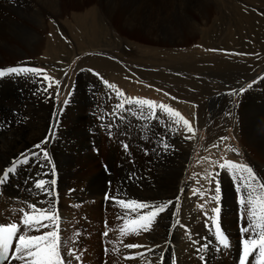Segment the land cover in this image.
Segmentation results:
<instances>
[{"label": "rangeland", "instance_id": "obj_1", "mask_svg": "<svg viewBox=\"0 0 264 264\" xmlns=\"http://www.w3.org/2000/svg\"><path fill=\"white\" fill-rule=\"evenodd\" d=\"M118 1L107 0L111 7L119 5ZM121 1L122 6L126 8V17L121 15L120 11H116L109 18L106 15L108 9L104 8L103 1H64L66 3L62 6L63 16L50 18L49 30L44 35L46 39L48 38L47 49L40 50L42 54L32 56L30 59L31 69H42L43 72L40 74L28 72L29 77L23 81L21 78L17 80L13 77L12 79L15 92L21 88L22 90L27 88L31 90L28 100L32 103L33 108H39L36 103L37 99L39 96H44L47 108L58 111L62 115L65 114L63 120H60L63 127L69 124H73L77 128L83 127L88 119L80 118L77 121L75 114L78 113L86 117L88 112H93V114L101 112L102 115L94 114L96 119L100 120L105 116L108 123L106 127H111L112 131L113 128L122 127L123 135H114L116 141L113 144L116 153L110 158L111 164L106 161L109 159V147L101 137L96 149H91V152L95 151L93 153L96 157L99 154L101 156L100 160H95L97 164L94 171L98 170L105 174V187L110 188L106 189L103 186L101 190L94 186L97 194L94 195L95 197L92 196V199H83L82 201L79 198L71 199L75 201L73 204L77 212L74 211L73 216H70L69 222H73V225L66 238L70 245L74 243L77 248L82 247L84 246L83 240L91 237V227L85 224L82 225L85 227L79 225L83 222H97L98 227L100 225V229H104L100 233L98 231L96 236L98 239L100 238L101 250L99 254L97 251L96 256H93L90 249L85 247L88 253L81 254L77 264H97V261L101 259H103L102 262L107 260L109 263L111 262L110 264H117L116 260H123L117 242L108 239L110 232L113 234L117 232L116 222H124L120 215H124L123 213L126 212V209L115 201H143L140 197H143L144 194L140 192H143L144 185L138 181L140 172L137 170L138 167L135 169L132 166L133 161L142 152L137 151L134 156L129 153L122 157L123 159L119 158V151L123 148L127 150L128 145L130 146L128 141L123 142L120 146V142L126 135L125 128H128L127 124L124 126L123 120L138 126L137 132L141 131L139 128L143 124L137 121L139 119L147 122L143 125L146 129L143 131L155 132L158 129V131L164 132L168 127L171 128L172 118L178 119L167 112L166 109L171 108L190 122L193 129L192 143L182 182L192 183L194 181L192 186L195 187L196 192L203 193L207 190L209 192L207 197L196 196L194 198L193 211L200 214L199 222H212V218L209 219L208 216L213 214V208L219 207L223 202L224 206H229L232 199L241 198V192L238 191L241 184L237 180L239 175L237 173L234 175L219 166L226 161L250 166L247 161L252 157V152L248 149L243 134L252 130L255 136L264 141L263 133L261 136L255 134L256 116L253 111L255 108L264 109V0H159L164 1L165 4L167 2L165 8L162 6L163 8L160 9L157 3H153L152 0ZM7 9H4L0 14V25L4 23V29L7 23H13L11 24L12 33L17 35H20V32L15 31L14 27L17 29L18 27H27L34 30V41L30 43V46L34 45V42L40 39L37 36L38 16L27 22L17 11L11 9L12 12ZM196 9L204 10L205 16L197 15ZM206 16H209L208 23H205ZM190 30H199L200 35L202 34L200 38L203 45L210 54L200 53L194 49L193 59H191L187 54L179 52L185 49L179 44L186 34L185 31L190 32ZM7 41L6 43L10 46L23 47L21 41L16 43L13 40L16 44L9 42L10 40ZM196 43H190L188 48H195L199 45ZM7 48L9 49V47ZM249 51L250 53L246 54ZM3 52L6 51L0 45V54ZM237 52L242 54H236ZM43 53L47 54L43 55ZM10 61L15 63L13 60H4L6 63ZM169 62H174L175 65L170 66ZM185 63H189V66L181 68L180 65ZM45 74L52 79H44ZM252 75L257 76L251 78ZM42 80L46 81L45 89L47 91L44 89L40 93L38 87L40 83L42 84ZM55 81H58L59 84L56 85ZM49 83H52L53 86L48 87ZM108 85L116 87L112 88ZM236 86L239 89H236ZM180 90L189 93L190 99L182 100V97H179ZM118 91L122 95H117ZM100 92L107 94L104 95V98H99L95 104L88 102L90 94L98 96ZM110 92L115 100L111 98ZM182 95H184L183 92ZM106 96L109 98L104 102ZM14 98L7 90L0 92V101L10 102ZM137 99L152 101L155 107H141L135 103H127ZM66 100L67 103H65ZM99 104L108 111L103 112L97 107ZM121 104L123 107H117ZM160 105H164L165 108H160ZM163 116L168 117L167 120L170 122L168 125H164ZM115 119L120 120L116 121ZM175 120L172 124L175 127V136L182 135L184 132L183 121L174 124ZM52 124H49V129ZM101 125H104V122ZM0 128H3L1 123ZM132 132L134 136L137 134L135 129ZM111 133L105 132L106 137L110 138ZM171 134L172 130L169 132V135ZM72 137H79V133L73 134ZM142 139L144 140L143 136ZM89 140L87 142L91 146L95 144L93 140ZM162 140L164 139L160 138L157 142L160 143ZM63 150L64 153L61 151L57 160L58 164L55 160H50L51 163L46 160L47 164L45 161H40L39 167L30 163L28 171L25 170L24 173L28 174L30 169L34 168L33 170H37L36 172L46 177L51 172L48 169L50 166L51 170L54 168L56 171L53 175L55 182L57 176L62 174L65 176L63 183L72 185L71 194L77 192V189L85 194L86 185L81 182V174L87 169V165L81 164L76 154L70 156L64 148ZM64 154L65 156H63ZM110 155L112 154L110 153ZM40 156L44 157L43 153ZM144 156L141 158L144 160L143 162L152 161L154 158L152 154ZM49 159H51L50 156ZM237 159H241V161ZM19 161L21 163L17 164L15 173H20V166L23 165L24 158ZM125 164H130L132 167L126 168ZM42 165L46 166V170L40 167ZM41 168L43 169L40 172ZM13 174H9L5 182L1 183L0 192L3 195H6L13 179L18 177ZM206 178H209V181ZM77 180H81L79 183L81 185L77 184ZM115 183L119 184L115 186ZM183 183H181L182 187ZM217 184L220 189V198L219 201H213L212 197L216 195ZM56 188L58 189L57 183ZM190 191H186V193L195 196L194 191H191L193 193ZM106 195L114 197L115 201L109 198L104 209L103 204L98 206V202L100 203L102 197ZM180 203L177 199L172 214L173 218L169 216L168 223L176 222L174 219L178 214L176 207ZM45 204L47 205L46 201ZM147 210L150 211V209ZM220 216L221 213L219 214L220 221L226 217L224 214L220 219ZM159 219L157 216L155 222H159ZM237 219H242L240 212L234 222H238ZM119 225L122 226L121 223ZM238 231L241 232V227H238ZM105 233L108 234L105 235ZM39 234H42V231L34 232V235ZM72 252L76 255L75 250ZM72 258L76 260L74 256ZM229 260L230 264H234L237 261V256L230 255Z\"/></svg>", "mask_w": 264, "mask_h": 264}, {"label": "bare ground", "instance_id": "obj_2", "mask_svg": "<svg viewBox=\"0 0 264 264\" xmlns=\"http://www.w3.org/2000/svg\"><path fill=\"white\" fill-rule=\"evenodd\" d=\"M64 1L74 2L78 0H0V14L3 13L4 9L6 10L7 8H10L7 10L17 11L21 15V17H23L24 20L27 22L31 19L33 20L34 17L38 16V20L36 23L38 25L37 36L40 37V39L34 42L35 43L34 45L30 46V43L34 41V30L27 27L26 28L18 27V29L14 27L13 29L15 31L17 30L18 32H20V35H22L20 36L17 35L16 33H12L11 24L13 23L11 24L7 23L5 25L6 28L3 29L4 23H2L3 22L2 21L1 22L2 24L0 25V36H1L0 45L3 48V50H5L6 52L0 54V70H6L8 68H13V67L31 69L32 62H30V59L32 58V56L35 57V55L42 54L40 50L47 49L48 47L47 44L48 38L46 39L44 35L49 30L50 18L52 16H57L58 18L63 14L62 6L64 3H66ZM96 1H103L104 8L108 9V11L106 12L107 18L112 17V14L116 11H120V14L126 17L125 16L126 8L122 6L121 0L118 1L119 5H116L114 7H111V5L108 4L107 0H96ZM152 2L157 3L159 9L163 8L167 4V2L165 4L164 1H159V0H152ZM203 12L204 10L202 9H196V14L200 15L201 17H204L206 14ZM206 17L207 18L205 23H208L209 16ZM9 25L11 26V28ZM4 30L6 31L5 33ZM185 32L186 34L184 37H182V41L180 42L181 44H179L182 45L185 49L179 51L180 53L187 54L188 57L191 59H193L194 49H196L200 53L203 52L206 54H210V52H208L203 45V41L200 38L202 34L200 35L199 30L197 31L190 30V32L188 31ZM197 39L198 42L196 43ZM7 40H10L9 42H14V43L15 41L16 43L21 41L23 47L21 46L18 47L17 45L14 47L13 45L10 46L8 43H6L8 42ZM193 42L196 43V45L197 44L199 45L196 46L195 48H188L189 44ZM7 47H9V49ZM47 53L45 54L43 53V55H46ZM240 53L241 52H237L236 54H240ZM248 53H250V51L246 52V54ZM4 60L5 61L13 60L15 61V63L11 61L6 63L4 62ZM169 64L170 66L175 65L174 62H169ZM188 66L189 63L180 65L181 68ZM27 73L28 72H22L20 73L21 75L9 74L0 77V92L7 90L9 94H12V96L15 97L13 99L14 101L12 100L13 102L12 101L5 102V100L0 101V123L3 127L0 128L1 130L0 173H3L4 170L11 167L13 163L16 162L17 160H21L24 158L25 161V158L27 157V162H24L23 165L20 166V173L12 172L14 173L13 176L17 175L18 177L13 179V182L9 190L7 191L6 195H3L0 192V224L1 226H5L15 222L19 225V222L21 221L23 216V213L20 211L21 209L30 212L31 210L28 209L29 204H36L37 207H41V208L47 207L48 201L50 199H53L55 200L56 208L60 216L59 227H60L61 239L66 244V249H62V251H64V254L67 256V250L71 249L72 251L73 250L76 251L77 256H80L81 254L86 255L88 253V250L86 248H89L90 251L93 253V256H96V252L98 251L99 254L101 250L100 238L98 239L96 237L97 232L99 231L100 233L104 230L102 228L100 229V225L98 227L97 222H83L82 224H79L80 226L85 224L91 227V234H90L91 237L89 239L83 240L84 246L82 247L80 246L79 248H77L76 244L73 243L71 244L72 245L71 246L69 244V241L66 240L67 236H69V232L73 225L72 224L73 222H69L71 220L70 216H73L74 214L73 212L76 211V208L74 207L73 204V202L75 201L74 200L72 201L71 199L79 198L81 199V201L83 199L90 200L92 199V196L97 194V192L94 190V186L101 188V190L103 189V186L105 187V176H104L105 174L98 170L94 171V169H96V164H97L95 162L97 160H100L101 156L99 154L96 157L95 153H93L95 151L91 152V149L92 148L96 149V145H98L101 137L103 141L107 142V146L109 147L108 150L109 159H107L106 161L107 163L111 164L110 158L115 156L116 153V148L115 145L113 144V142L116 141V137L114 135L122 136L123 135L122 127L121 128L117 127V129L113 128V131L111 127H106L108 123L106 122L105 116L100 120L96 119L95 115H102L101 112H98L97 114L94 112L95 115L93 114V112H88L86 117H83L77 113L75 114L77 121L80 118L88 119L83 125V127L77 128L74 127L73 124L72 125L69 124L68 126L63 127L61 125L60 120H63V115L65 114L62 115V113L58 111H53L50 108H47V106L44 103V98H43L44 96L43 97L37 96L38 99L36 103H38L39 108L35 109L32 107V103H30L28 100L29 99L28 97L31 92L30 89L26 87L27 89L25 90H22L21 88L17 92L14 91V86H13L14 84L12 81L13 77H15L17 80L21 78V80L23 81L25 78L29 77ZM256 76L257 75H252L251 78H254ZM9 80H11L12 82ZM45 84L46 81L42 80V84L40 83V86L38 87L40 93L41 91H44V89L46 88ZM236 87H237L236 89H239L238 86ZM182 92L184 93V95H182ZM105 94L107 93L100 92L98 93V96H96L97 94H90V96L88 97V102L95 104L99 98H104ZM110 96L112 99L114 98L115 100V97L113 96V94H111V92H110ZM179 97H182V100L190 99L189 93H186L184 90H180ZM108 98L109 96H106L104 102H106ZM97 107L102 109L103 112L108 111L107 109L100 106V104ZM253 111L255 112V116H256V119L254 121L255 134L261 136L262 133L264 134V109L255 108L253 109ZM163 117L165 119L164 125H168L170 123L167 120L168 117L165 116ZM107 119L109 120L110 118ZM175 119L176 118H172V124H173V120ZM115 120L118 121L120 119H115ZM137 121L143 123L142 127L139 128L141 130L139 132H137L138 130H136L138 126L136 127L135 124L123 120L124 126L127 124L128 128H125L126 135L122 140V142H120V146H122L123 142H127V141L130 144V146L128 145L127 150L123 148L119 151V158L121 159L122 157H125L129 153H131L134 156L136 155L137 151L142 152V154H140V156H138L132 163L133 168L136 169L138 167L137 170L140 172L138 181L144 185V187L142 188L144 189L143 192H140L144 194L142 195L143 197H140L143 200L142 202H146V203L149 202L148 204L152 203L155 205H159L167 201L168 202L170 201L172 203L169 205V208L165 212L160 213L158 215V218H160L159 222H154L149 232L141 231V234L139 235L132 233L133 229L138 228L139 224L143 223L141 221H138V217L136 216V214L129 211V209H126L128 215H125V213H123L124 215H120V217L124 219L122 220L124 222H116V226L118 228L117 232L114 234L113 232H110L109 234L107 233L109 241L112 239L113 241L117 242L120 248L121 256L123 258V260L122 259L116 260L115 263L117 262V264H172V263L173 264H230V260H229L230 255L236 257V255L240 250L239 240L242 238L241 241L243 242V240L246 238L245 235H242V233L238 231V227H242L246 223L245 220L246 213L243 210L244 206L240 204V198L237 199L235 198L236 200L232 199V202L231 204L229 203L230 204L229 206L226 205L224 206V202L219 206L221 213L220 219L224 214L226 216L223 220L221 221L219 220L220 221L219 223L222 226V228L226 231L228 238L230 240V247L224 248L215 239L212 229L214 226L212 225V222H199V220L201 219L200 214H196L193 211L194 198L196 196L199 198H201L202 196L207 197L209 194L208 190L203 193H198L196 192L197 190H195V187L192 186L194 181L192 183L182 182V179L185 174V170L188 165V154L192 143L191 138H186V137H191L193 131L192 132L187 131L185 126L183 125V122L182 125L184 127V132L182 135L179 136H175L174 133L175 127L171 123H170L171 128L169 129L168 127L164 132L158 131V129L155 132L143 131L146 130L144 128L145 126L143 125L144 123L147 122L141 119ZM103 122L104 125H101V123ZM50 123L51 124L53 123L52 127L51 126L50 127L54 131V135L50 134V129H49ZM133 128L137 132L135 136L134 133L132 132L134 131ZM170 130H172L171 135H169ZM105 132H112L113 134L111 133L110 135L111 137L107 138ZM75 133H79V137H72V135ZM141 135L144 137V140L142 139ZM46 137H50V139L46 144L41 145V148L34 147L35 145L41 144V142L44 141ZM160 138L164 140L158 143L157 141H159ZM243 138L247 142L248 149L251 150L252 152L251 155L252 157H250L249 159L247 158L248 159L247 163L254 170L255 174L262 181H264V141L261 140L259 137L255 136L252 130H250L249 132H245L243 134ZM89 139L93 140L95 144L91 146L89 143L90 142ZM87 140H89V142H87ZM165 145H167V147H165ZM63 148L66 150V153L69 154L70 156L76 154L80 159L81 164L87 165V169H85V171L81 174L82 181L80 180L84 185H86L85 188L86 193L84 192L85 194L80 192L78 189L77 192L71 194L72 191L70 188L72 185L69 186V184L63 183V177L65 176H63L62 174H60L56 178L58 189L56 188V183L54 186H52L55 192V195L53 197H49L45 195L43 192H41L40 189L35 188V182L38 180L52 181L54 179V176L52 174L53 169L51 170L50 166H48V169L51 172L49 176L47 175L46 177H43V174L36 172L37 170L36 171L33 170L34 168L32 170L30 169V173L28 174L24 173L25 170L29 169L30 163L32 165L38 166L40 165V161L46 162V159L40 156L43 153L42 149L49 153V156L51 158L50 160L52 161L55 160V162L57 163L60 152L62 151V153H64ZM22 153L24 155H21ZM110 153L112 155H110ZM145 154H152L154 156L153 160L149 162H143L144 160H142L141 158L145 157L144 156ZM63 156H65V154ZM237 160L241 161V159H237ZM47 162L45 164H47ZM124 166L126 168L132 167L130 164H125ZM40 167H43L46 170L45 165H42ZM43 168L40 169V172ZM81 169L83 168L81 167ZM237 174L239 175V173ZM246 175L247 174H245V177ZM80 181L77 180L78 182L77 184H79ZM181 183L184 184L183 187ZM118 184L119 183H115V186H117ZM0 188H1V183H0ZM105 188L109 189L110 187L106 186ZM189 190L194 191L195 196L186 193V191ZM176 197H178L179 198L178 200L181 202L179 206L176 207V210H178V214L174 217L176 222L168 223L169 216L173 218L172 214L174 213L175 210L174 207L177 203ZM45 201L47 202V205L45 204ZM101 202L102 201H100V203L98 202V206L101 205ZM142 211L146 213V211L148 210L144 209ZM239 212L242 214V220L240 226H239L240 222H234ZM215 215L216 214L213 213L208 217L209 219H211ZM133 220H137L138 222L134 224ZM120 223L122 224V226L119 225ZM49 230L50 229L47 228L41 229L42 233L47 232ZM122 230L129 232V234L122 235ZM29 235H34V232L29 233ZM127 244H139V245H144L145 247L128 248L126 247ZM157 245L159 247H157ZM203 245H207V247L203 248L202 247ZM82 249L84 250L82 251ZM149 249H152V251H149ZM126 257H135V259H128ZM68 258L72 260V264H77L78 261L77 259L73 260L72 257H68ZM240 259L241 256L237 258V261L234 264L240 263ZM251 259L252 257H249V260ZM256 259L257 261H259V257H257ZM15 261L16 260H12L11 264H14ZM102 261L103 259L97 261V264H102V263L104 264V262H106V264L111 263V262L109 263V261L107 260L104 262ZM15 264H19V263H15Z\"/></svg>", "mask_w": 264, "mask_h": 264}, {"label": "snow or ice", "instance_id": "obj_3", "mask_svg": "<svg viewBox=\"0 0 264 264\" xmlns=\"http://www.w3.org/2000/svg\"><path fill=\"white\" fill-rule=\"evenodd\" d=\"M22 72L40 74L43 70L13 67L6 70H0V77L9 74L19 75ZM44 79L51 80L52 78L45 74ZM54 83L56 85L59 84L58 81H55ZM105 83L107 84L106 81ZM52 86L53 84L49 83L48 87ZM108 86L112 88L116 87L115 85ZM45 91H47V89H45ZM241 91H243V89H241ZM117 95H122V93L118 91ZM67 102L68 101L66 100L65 103ZM127 103H135L141 107H155L154 102L149 100L137 99L134 102L128 101ZM117 107H123V104L117 105ZM160 108H165V106L160 105ZM166 110L170 115L178 117V119L174 121L175 123L179 124L183 121V125L186 130L189 132L193 131L190 122L187 119H184L180 113L175 112L171 108H167ZM50 134L54 135V131L52 129H50ZM49 139L50 137H46L41 144L35 145L34 147L41 148V145L46 144ZM165 147H167V145H165ZM125 148H127V145H125ZM229 150L231 151L232 149ZM42 151L44 158L51 163L48 152L43 149ZM21 155L24 154L22 153ZM24 162H27V157ZM19 163H21V161L17 160L11 167L7 168L2 174H0V183L5 182L9 174L15 171L16 166ZM219 167L232 172L234 175L239 173L238 183L241 184V188H238V191L241 192L240 204L244 206L243 210L246 213V223L241 227V233L242 235H245L246 238L243 240V253L240 259V264H264V181H262L255 174L254 170L247 165L237 164L233 161H226ZM52 174H55L54 168L52 170ZM245 174H247L246 178ZM55 183V180H38L35 182V188L40 189L45 195L53 197L55 192L52 186H54ZM219 191V185L217 184L216 195L212 197L213 201H219ZM109 198L115 201L114 197ZM115 202L122 208L129 209V211L135 213L138 217V221H143V223L139 224L138 228L132 230V233L136 235L141 234V231L149 232L151 230V226L156 221L157 216L160 213L165 212L172 203L169 201L155 205L137 201L126 202L124 200H118ZM201 207H203V205H201ZM28 209L31 211L29 212L24 209L20 210L23 213V216L19 225L14 222L10 225L0 226V264H11L12 260L21 261L23 264H72V260L68 257L74 256L75 259H80V257L76 256L70 249L67 250V256L64 254V251H62V249H66V244L61 239L59 227L60 216L56 208L55 200L50 199L48 201V206L42 208L37 207L36 204H29ZM144 209H150V211L144 213L142 211ZM212 212L216 214L212 217V225L215 228V239L221 246L228 248L230 247V240L226 233L222 230L219 223L220 208H213ZM125 215H128V212H125ZM138 221L133 220V223L135 224ZM21 228L23 231H21ZM44 228L50 230L39 235H29L31 232H40L41 229ZM128 234L129 232L122 230V235ZM105 235H107V233H105ZM14 242L15 251L12 252L11 249ZM126 247L138 248L145 246L139 244H127ZM157 247L159 246L157 245ZM202 247L206 248L207 245H203ZM107 251L108 250L106 249V252ZM149 251H152V249H149ZM257 256L261 258L260 261H257ZM249 257H252V259L249 260ZM126 258L135 259V257Z\"/></svg>", "mask_w": 264, "mask_h": 264}]
</instances>
